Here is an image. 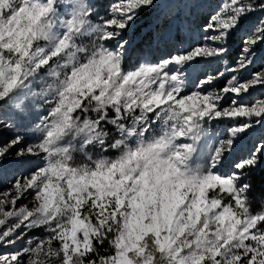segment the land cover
Here are the masks:
<instances>
[{
    "label": "snow or ice",
    "instance_id": "6c2138e0",
    "mask_svg": "<svg viewBox=\"0 0 264 264\" xmlns=\"http://www.w3.org/2000/svg\"><path fill=\"white\" fill-rule=\"evenodd\" d=\"M256 89L264 0H0V264H264Z\"/></svg>",
    "mask_w": 264,
    "mask_h": 264
},
{
    "label": "rangeland",
    "instance_id": "374dc122",
    "mask_svg": "<svg viewBox=\"0 0 264 264\" xmlns=\"http://www.w3.org/2000/svg\"><path fill=\"white\" fill-rule=\"evenodd\" d=\"M97 2H99L101 5V12H104L105 7L107 6L108 3L110 2H114V0H97ZM224 2H227V0H224ZM156 16V12L154 11L153 13H150L148 15L145 16H141L140 19L137 20V32L139 31V28L141 25L145 24L144 27H148V25L152 22L153 18ZM161 19L163 20V17H161ZM141 22V23H138ZM180 23V18L177 17L176 19L172 20L170 23L168 21H164L163 27L164 28H168L171 27L173 31H175L176 29V25H178ZM187 27V26H186ZM186 39L184 41V43L180 46V50H183L184 48L189 47L190 44L194 43V39L191 37H188V33L187 31H185L184 33ZM161 50L162 51H167L170 48H172L171 45L167 44L166 42L164 44H162L161 46ZM215 67H219V65H214ZM261 96H264V90L261 89H256L252 92L251 96L249 97L250 100L255 99V98H259ZM220 132L221 135H226V129H227V125L226 124H220L216 126ZM239 153H237L238 155Z\"/></svg>",
    "mask_w": 264,
    "mask_h": 264
},
{
    "label": "trees",
    "instance_id": "16d2710c",
    "mask_svg": "<svg viewBox=\"0 0 264 264\" xmlns=\"http://www.w3.org/2000/svg\"><path fill=\"white\" fill-rule=\"evenodd\" d=\"M97 3L99 5H101L99 2H97ZM100 11H101V7H100ZM138 23H141V22H138ZM144 26H145V24L141 25L138 32H141V31L147 32L148 31V27H144Z\"/></svg>",
    "mask_w": 264,
    "mask_h": 264
}]
</instances>
